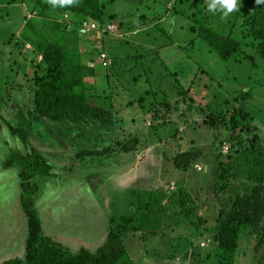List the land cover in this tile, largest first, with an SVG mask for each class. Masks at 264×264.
Returning <instances> with one entry per match:
<instances>
[{
    "label": "rangeland",
    "instance_id": "1",
    "mask_svg": "<svg viewBox=\"0 0 264 264\" xmlns=\"http://www.w3.org/2000/svg\"><path fill=\"white\" fill-rule=\"evenodd\" d=\"M249 1L227 17L220 10L225 28ZM45 2L0 0V264L28 253L23 164L7 161L31 150L52 165L36 177L42 235L72 254H97L119 227L121 264H264V225L242 227L234 253L217 240L221 216L264 174V57L248 40L230 61L210 53L191 30L194 0H101L114 17L92 35L74 22L55 30L52 23L77 17L52 9L41 16ZM42 19L48 41L95 67L86 87L93 104L113 110V124L33 114L37 67L27 58L41 57L25 33ZM234 109L242 110L237 122ZM211 114L228 121L208 124ZM105 148L109 156H80Z\"/></svg>",
    "mask_w": 264,
    "mask_h": 264
},
{
    "label": "trees",
    "instance_id": "2",
    "mask_svg": "<svg viewBox=\"0 0 264 264\" xmlns=\"http://www.w3.org/2000/svg\"><path fill=\"white\" fill-rule=\"evenodd\" d=\"M196 12L192 15L193 24L191 30L197 35L218 59L230 61L244 52L245 40L264 57V4L257 5L256 0L246 3L234 19L229 22L228 28L223 26L220 10L209 11V5L213 0H194ZM15 3L16 0H9ZM41 16L47 9L57 12H67L77 18L72 19L74 24H82L85 21L97 22L104 26L108 19L106 4L101 0H74L70 5L55 7L49 2L40 5ZM62 13V14H63ZM116 18V17H115ZM63 23V22H62ZM61 22L52 23L55 30L64 34L68 32L69 24ZM49 28L45 20L38 23L28 22L25 41L30 42L34 50L38 52L40 61L31 60L29 69L37 67L33 82L35 91L33 95V114L55 123H89L102 121L113 124V110L101 105L93 104L87 90L86 79L95 71L93 65L83 62L79 53L69 50L59 41L50 42L42 28ZM53 30V31H55ZM241 31V36H238ZM242 37V38H240ZM193 40L191 43H195ZM31 60V61H30ZM231 122H237V113L242 110H232ZM228 114L216 116L211 114L206 123L218 125L226 123ZM12 134L26 141V135L18 128L9 126ZM112 150H89L82 152L80 156L106 157ZM23 164L21 172L22 189L25 194L27 214L29 216L30 234L28 238V253L25 260L10 259L3 264H121L127 256V250L121 239V233L125 228H114L104 246L97 254L86 250L80 254H72L61 246L49 242L43 235V226L39 211L35 208L36 200L41 196V189L36 177L40 174L51 173L52 165L38 150L27 153L16 151L7 161V167L15 162ZM256 183L249 193L239 195L233 201L232 207L224 212L220 219V232L217 236L219 246L227 253H234L238 248V239L242 227L259 228L264 225V174L253 178ZM125 229V230H124ZM264 246V234L262 236Z\"/></svg>",
    "mask_w": 264,
    "mask_h": 264
},
{
    "label": "clouds",
    "instance_id": "3",
    "mask_svg": "<svg viewBox=\"0 0 264 264\" xmlns=\"http://www.w3.org/2000/svg\"><path fill=\"white\" fill-rule=\"evenodd\" d=\"M74 0H49V3L54 7L60 5L61 7L65 5H70ZM257 5L264 4V0H256ZM238 0H213L209 5V11L221 10L223 11L224 17H227L229 13L237 10Z\"/></svg>",
    "mask_w": 264,
    "mask_h": 264
},
{
    "label": "built area",
    "instance_id": "4",
    "mask_svg": "<svg viewBox=\"0 0 264 264\" xmlns=\"http://www.w3.org/2000/svg\"><path fill=\"white\" fill-rule=\"evenodd\" d=\"M65 16L69 17L68 14H65ZM69 26L72 25V19L68 22ZM115 26V25H114ZM100 27L101 26L99 23L97 22H89V21H85L81 24V31L82 33L86 34V35H92L97 33L98 31H101ZM116 29L117 27H111ZM107 29L103 30L106 31ZM101 58L103 59L104 64H108V60H107V55L105 53L101 54Z\"/></svg>",
    "mask_w": 264,
    "mask_h": 264
}]
</instances>
